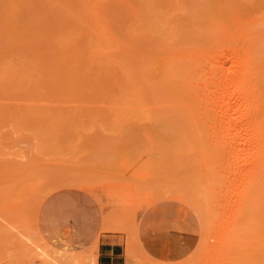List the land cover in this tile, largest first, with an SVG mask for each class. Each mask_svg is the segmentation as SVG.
<instances>
[{
    "label": "rangeland",
    "instance_id": "rangeland-1",
    "mask_svg": "<svg viewBox=\"0 0 264 264\" xmlns=\"http://www.w3.org/2000/svg\"><path fill=\"white\" fill-rule=\"evenodd\" d=\"M100 1H102V5L104 6L105 11L110 12L108 14L109 17L111 18L112 28L116 29V31L115 30L114 31L122 36L126 35L124 33L127 31L126 27L128 26L126 25L128 24H123V23H127V22L130 23L129 22L130 20L128 19L127 15L124 14L126 13V10L123 8L124 10L123 11L122 7L118 4L116 0H100ZM156 1L158 3L160 2L159 4L156 3L157 4L156 7L162 5L161 6L162 9L166 10L169 8V10L162 12L172 11L173 13L174 12L173 8L175 7L172 8V6H176L178 8V12L176 11L177 14L175 15L179 16V18L183 17L182 19H186L185 18L187 17L186 14L189 13V15L191 16V13L195 12L194 10L197 8V6L194 7L195 5L198 4L199 6L200 5L202 6L205 4L207 6L209 2L207 4L206 1H210L209 6L210 5L214 6L213 3L216 2V0L214 2H212L213 0H198V1H204V4H199L197 2L194 3L193 1L188 2V0H181L184 3V4L181 3L183 5L181 6L178 5L177 2L179 0L177 1L156 0ZM43 2L46 4H44ZM93 3L94 0H43V1L42 0H0V70L2 71V73H5L4 70H6V69L3 70L2 67L7 68L12 66L11 69L17 71L18 73L21 70L19 67L26 70L27 67H30L29 68L30 70L33 66L32 69L38 75H40V77L43 76V79L45 76V80H46V76H48V71L45 69L50 68L48 64H50V66L55 67V64L54 65L51 64V62L54 61L48 60L49 55L50 57L51 56L56 57L55 54L57 52L60 53V50L57 49L58 46H56L54 43L51 42L54 40L53 39L54 37H60L63 34L65 36L67 35L69 36L70 34L68 33L66 35V33L69 29H71L72 27L71 24H73V20H72L73 18L70 16L69 18L67 16L68 13L64 12L65 11L64 9L69 8L70 13H78L82 15L83 18L85 17L84 23H87L88 21H86V19L89 20L91 18L89 16H94ZM185 4L188 5L186 8L188 9V12L185 13V15H181L182 11L186 12L185 11L186 9L184 8L182 10L180 9V6L181 8H183ZM152 6H154V4H152ZM152 6H148L147 9H149L150 11L147 10L146 12H150L151 14H153L152 16H156L157 15L156 13H158L159 17L161 16L162 18H164L163 15H160L161 12H156L154 8L152 9ZM212 6H210L209 9L212 12H214ZM153 10L155 15L152 12ZM256 10L258 9L256 8ZM118 11L120 13H117ZM216 11L217 9H215V12ZM114 12L116 14H114ZM212 12H210V14H212ZM55 14L60 16L59 17L55 16ZM168 14L172 15L171 13ZM62 15L64 17L66 16L67 18L62 17ZM152 16L149 15V18ZM156 17H152L151 19L158 21L159 19ZM189 17L187 18L188 20L192 18ZM188 20L186 21L184 20V21L188 22ZM159 21L158 22L160 24L161 22L163 23L164 20L162 21L159 20ZM190 23H192L191 27L194 30V28L197 26V23L194 22L193 20L192 22L189 21L188 24L185 25L190 26ZM60 24L61 26L64 27H59ZM113 25L115 27H113ZM58 28H61V30L63 31H60V29L57 30ZM82 29L84 30V28ZM185 29L189 30V27L187 26ZM65 30L67 31L64 32ZM188 30L186 31L188 32ZM41 32L42 34L44 32L46 33V34L44 33L47 37L46 40H45L46 37H43L45 35L42 36L43 39L41 38V36H38L41 35ZM55 33L57 35H55ZM126 36H130V35H126ZM93 38L99 40L100 36L94 33V35H91L89 37L90 40H84V38H82L81 42L78 45L71 46L72 44H70V46L72 49L80 50L83 56L85 55L88 56V54H91L90 52H88V48L89 50L92 49L91 47L92 45H90L89 43H92L94 45L96 42L94 41L95 39ZM129 38L130 37H128V39ZM178 38L179 37L177 35V39ZM30 39H34L32 40L33 43L32 41L30 42ZM208 39L211 38L207 36L204 39V41L205 42L210 41ZM183 40H185L184 35H182V38L179 41L182 42ZM48 41L50 44L48 43ZM86 41L87 43H85ZM53 44L55 46H53ZM102 47L100 46V48ZM54 52L56 53L54 54ZM58 53L56 55H59ZM114 53H118V52L114 51ZM44 54H46L47 56ZM109 54L113 56V54L111 53ZM52 57L50 59H53ZM36 59H40V60H36ZM24 61H26L27 63L26 62L24 63ZM43 61H45L46 63ZM49 61L51 62L49 63ZM39 63L42 65H40ZM79 65L81 64L79 63ZM79 65L78 67L80 68ZM87 65L89 66V64ZM42 67L43 68L47 67V68L43 69ZM57 68L58 66H56V70H58ZM97 68L98 67L93 68L92 66L89 69L90 73L95 71ZM13 70H10V72L11 71L13 72ZM43 70L46 71L47 75H45V72ZM77 70L78 69H75V72ZM1 71H0V76L2 74ZM75 72L74 70H71L70 72L62 71L59 73L60 74L62 73L61 76L64 75L62 79L66 78L68 80L73 81L71 77L78 76L75 75L77 73ZM79 72L77 74H80ZM27 73H31V72H27ZM51 73L52 70L50 74ZM59 73L57 72L55 74L57 75ZM7 74L5 75L11 77V78L7 77L8 81L5 79L6 77H4L5 76L4 74L3 76L0 77L1 81L4 79L3 83L0 82L1 85L0 95H2L0 97L2 98L0 99V105L1 102L6 104V106H4L6 107V109L4 108L5 110L3 109L2 106L0 107V111L2 114V115L0 114L1 115L0 134L2 133L3 136L2 135L1 136L3 137L4 140V141L3 140L0 141L3 142L1 144L3 145L5 144L4 146H6L4 147L2 145L0 147V156H2L0 158L1 159L0 164L1 166H4L7 164L11 165V163L15 165L17 163V165L20 166V168L17 169H19L20 171L24 169L25 171H23V173L21 172L19 176L16 175L15 177L17 176L18 177L13 182L11 183L5 182V185L12 188L13 191L11 192L10 195L2 196L1 199L4 200V204H9L10 202L21 204V206L24 208V211L22 213H25L26 217L17 218L15 215L14 217L12 216L13 218L11 217V219L7 218L8 214L11 216L13 210L7 211L6 214L5 213L0 214V216L1 215L3 216L4 214L3 218L2 216L0 217V224H1L0 225V264H98V249H99V245L97 246V241L99 244L98 238L88 246L64 248V247L54 246L55 244L51 245V243L47 245L45 243L46 238L44 236L43 238L40 237V235H43L39 230L38 222H37L38 212L42 204L41 202H43L40 199L42 198L45 199L48 196L45 195V193L47 192L51 194L56 191L65 190V189L81 192L84 195H88L93 199V201L96 203L100 211V216L102 219L101 230L104 225L108 224L110 228L107 230L108 231L110 230L109 232H114L119 235L118 238L122 242L124 248L123 251L125 256V264L127 257L126 252L129 247L132 248L134 252L132 256L133 258L131 257V259H133V264H164L165 261H163L162 259H157L156 257L159 256L164 257L166 252L175 253V254L179 253L180 257L183 258L185 257L186 260L194 264H223V262L226 261L229 256H232V254H230L231 241L229 239V232H230V223H232L233 221L235 210L237 208V203L235 201H232V199L234 200L235 198L233 193L234 188L233 186L227 183V181L225 180L226 179L225 176H221L217 182L220 183V187L214 188V185L211 186L208 185L210 184L211 181L205 180V178L201 174L200 177H195L191 175V178H194L193 181L189 177L190 174L188 175L184 171L179 172V170L177 169V165L164 166L162 167V169H157L158 168L157 167L155 169L154 161L157 160L155 154V152L158 151L157 146L170 151L171 157L176 158L177 160L183 159L184 154L180 155L181 151L179 148V141L177 140L175 133L172 132L171 129H169L166 125L157 122L140 124L134 121V117L133 118L130 117V119L132 118L130 121L133 120V122H131L132 124H129L127 126H126L127 120L119 121L123 119L121 118L122 116L124 117L126 115H127L126 118L129 119L128 114H130V111L126 108L121 110L122 106L125 103L119 100L120 99L118 95L119 93L117 94V92L114 90L115 87L113 91H115L116 93L110 91L111 90L109 89L110 87L107 86L108 88H105V91L107 93H103L104 95H100L102 93H100L99 95L94 94L93 92L90 94L94 95L92 96V98L94 99H96L99 96L98 97L100 98L99 101L102 100V98L105 95L107 97L113 96L112 99L114 100L118 99L116 100V102L122 105H117L113 103L115 101L113 102L110 101L111 106L109 105V107L111 108L115 106L116 110L110 108H107L109 110L104 109L108 105V102L105 103V101H109L111 99L104 100V102H98V100H95L96 102L101 104V108H102V109L101 108L97 109L100 106L96 107L97 103L94 102L90 103V101H94V100L86 101L85 100L86 98L76 101L74 100V102L70 101L71 103L70 102L68 103L67 101L65 102L66 105H62L64 104L62 103V101L57 102L52 98L51 99L52 101L54 100L56 103H58V105L59 103L60 105H62V106L59 105L58 108H55L58 105L54 102L48 101L50 98V97L48 98L49 92L51 91V90L49 91V89L51 88L48 87L49 88L48 90L45 89L46 91H48V96H47L48 100L45 97L47 95V92L45 90H42L40 93L42 94L41 97L43 102L42 100L38 101L40 100L41 97H38L40 94L35 96L36 93L34 94L36 99L33 96H31L33 98L32 100L30 99V101L28 102L25 100L27 98H25V96H22V95H26L25 94L26 90H24L26 87L25 81L26 83L28 81L25 80L26 76L24 77L25 81L23 80L24 81L23 83V81L18 82V80H16L21 77L19 76V73L16 75V73L14 74V72L10 74L7 72ZM52 75L54 76V74ZM117 75L119 74H116V76ZM17 76H19V78H17ZM30 76L31 77L34 76L35 79V76L37 75L31 74ZM57 76L59 78V75ZM55 78L57 80L56 81L57 85L61 83L59 84L60 86L58 85V88L60 89L62 88V91L59 90L61 92L62 98H66V96L67 97L74 96V98L81 97L78 96L81 95L80 90H79L80 92H78L70 87L72 86L71 81L69 83L66 79L62 80L61 78H59L60 81H63V83H65L62 84V82L58 81L57 77ZM40 81L41 80H39V82ZM67 82L69 86L66 85ZM35 83L32 82V84H34L33 87L35 86ZM43 83L41 82V85ZM14 84L16 86H14L15 89L12 91V93L15 95L12 96L13 94L9 93L6 89H8V87L9 89L13 88L11 86H13ZM46 86L47 85H45V87ZM40 87L42 88V86ZM91 87L93 88L94 86ZM99 87L102 86H98L96 91H99L98 89L100 90L102 89V92H104L103 88H99ZM55 88H57V86ZM33 89L31 88V90ZM30 94L31 93L28 94L29 97ZM85 96H89V94L84 95L83 97ZM3 97L5 99H3ZM12 97H14V99ZM10 100H12V102ZM65 100H69V99H65ZM25 101L27 102V108H23L26 105ZM42 103L44 104L46 103L45 104L46 106L44 104L42 105ZM51 103L52 105H55V107L54 106L51 107L52 106ZM39 105H41L42 109L44 107V109L43 110L40 109L41 107ZM67 105L69 106L72 105V107H75L76 109L80 105L82 106H80V109L78 108L79 110H76L75 108L74 109L70 107L66 108L65 106ZM104 105L105 107H103ZM117 107H119V110L123 112L121 116L120 113H118L117 114L118 117L115 114L118 112ZM22 108L23 110H26L27 113L26 111H23ZM6 110H8L9 112L7 113L11 115H7ZM23 112H25L26 114H24ZM63 112L66 113L63 114ZM79 112H81L80 115ZM101 112H103L104 114H102ZM33 114H35V117ZM77 115H79L80 117H77ZM38 117L41 119L38 120L39 119ZM76 118L77 121L75 120ZM98 118H102V119H98ZM86 119H90L88 120L89 122L86 121ZM50 123L54 125L52 126L50 125ZM92 124L94 126H92ZM95 127H97L98 129ZM95 129H97V131ZM99 129L101 131H99ZM54 136L60 139L56 140ZM61 136H64V138ZM97 138H100L101 141L100 139ZM16 141H21V142H19V144H16L17 143ZM52 141L54 142L52 143ZM109 141L111 142L108 143ZM103 142L107 144H104ZM112 142L115 144V146L113 145ZM15 144L18 145L16 149L20 151L19 155L16 157L14 151H16L17 153V150L13 149L14 150L13 153H9L8 156H10L11 158H13L12 156H15L16 159L15 158L6 159L8 156L5 157V155L1 154V152L2 153L6 152L5 154L7 155L8 151L12 150L13 145H14L13 148H15ZM31 145H33V147ZM199 145L201 146L200 143ZM8 147H10L11 149L8 150L7 149ZM4 149L5 150L7 149L8 151L6 150L5 152H3L2 150ZM43 149L44 151L41 152L40 150ZM199 149H201V147L198 146V150ZM27 150H29V152ZM192 151H194L192 148H190L189 152L186 151L187 154L185 158L187 157L188 159L194 158L195 155L192 154ZM200 151L201 150H199L197 154L199 156L202 155V152ZM190 155L191 157H189ZM2 161L4 162L3 164ZM44 163H46L47 165H43ZM37 164H39V168L38 167L36 169L31 168L32 165L35 166ZM197 166L199 168L202 167L200 163ZM17 169L16 171H18ZM196 170L199 171L200 169H196ZM39 171H45L47 173L50 172L52 176H48V175L44 176ZM12 172L15 173L14 170ZM13 177H10L9 179H12ZM9 179L5 177V180L8 181ZM186 182L187 183L192 182V183L186 184ZM193 182H195V184H193ZM197 182L199 184H197ZM196 185L201 187V189L203 188L205 192L207 191L205 194L207 196V199L205 195H204V199H200L204 202V204L207 206V208L210 211L209 215L211 216H209L210 218L208 219V221L206 220V222L199 220L200 217L204 218L205 211L199 208L198 193L194 192V190L196 189L195 187ZM191 187H194V190H192ZM26 188L28 189V192L34 194L35 198L40 200L36 205L32 203V201L29 200L26 201V199L23 198L25 192L27 193V191H25ZM189 189L192 192H190ZM149 192L153 193V197L151 196L149 197L148 195ZM139 213H141V216L138 219ZM200 215H202L203 217ZM197 216H199V218ZM80 220L79 222H84L86 220V215H84L83 212L82 215H80ZM6 221L9 223L7 224ZM115 229L116 230L119 229V230L115 231ZM128 241L130 243H128ZM62 251L64 253H61Z\"/></svg>",
    "mask_w": 264,
    "mask_h": 264
},
{
    "label": "bare ground",
    "instance_id": "bare-ground-1",
    "mask_svg": "<svg viewBox=\"0 0 264 264\" xmlns=\"http://www.w3.org/2000/svg\"><path fill=\"white\" fill-rule=\"evenodd\" d=\"M116 1L122 7V10L123 8L126 10V13L124 14L127 15L128 19L130 20L129 21L130 23L128 22L123 23V24H128L126 25L128 26L126 27L127 31L126 32L124 31L125 32L124 34L130 36H126V35L122 36L119 33L115 32L116 29L112 28L111 18L109 17L108 14L110 12L105 11L104 6L102 5V1L100 0H94L93 3L94 16H89L91 18L89 20L86 19V21H88L87 23H84L85 17L83 18L82 15L78 13H70L69 8L64 9L65 10L64 12L68 13L67 16L73 18L72 19L73 24H71L72 25L71 29H69L68 31L67 30L64 31V32L67 31L66 35L69 33L70 34L69 36L68 35L65 36L64 34L63 35L61 34L62 36L58 35L60 37H54L53 38L54 40L52 39L53 41L52 42L50 41L51 43H54L56 46H58L57 49L60 50V53L57 52L59 55H56L57 53L54 52V54L56 53L55 54L56 57L51 56L53 59H50L51 57L49 55L48 58V60L54 61V62L49 61V63L51 62V64L53 65L55 64V67L50 66V64H48L50 67L48 69H45L48 66L45 68L42 67L43 69L48 71V76H46V80H45V76L43 79V76L40 77V75H38L32 69L33 66L30 70H29L30 67H27V70L19 67L21 70L18 73L19 76L21 77L19 78V76H17V78L19 79L15 78L16 80H18V82L23 81L25 76L29 78L31 74L37 75L35 76V79L34 76L32 77L30 76L29 78L30 80L25 77V80H28L27 83L24 80L26 86L24 90H26L25 91L26 95H22V96H25V98H27L25 100L29 102L30 99L32 100L33 97L35 98L36 95L40 94L38 97H41L42 94L40 92L42 90L45 89L48 90L49 88H51L49 89V91L51 90L50 91L51 93L49 92V96H48V91L45 90L47 92V95L45 96L46 99L47 96L48 98L50 97L49 100L47 99L49 102L56 103L54 100H56L57 102L62 101V103H64L62 105H66L65 102L67 101L69 103L70 101L74 102V100L76 101L86 98L85 99L86 101L94 100V101H90V103L91 102L97 103L96 107L100 106L99 108H97L100 109L101 104L98 102H104V100L111 99L109 101H105V103L108 102V105L106 107L105 105L103 106L105 107L104 108L105 110H109L107 108L115 109V106L113 108L109 107L110 101L112 102L115 101L113 103L117 105H122V104L116 102V100L118 99L116 100L112 99L113 96L107 97L105 95L103 97L104 99L102 98V100L99 101L100 99L98 98L99 96L97 97L98 99L97 98L94 99L92 98V96L94 95H91L90 93L93 92L94 94H98V95L102 93L100 95H104L103 93H107L105 91V88L110 87L109 88L111 89L110 91H113L115 87L114 90L117 92V94L119 93L118 94L120 97L119 100L125 103L122 106L121 110L126 108L130 111V114H128L129 119L126 118L127 116L126 115L124 117L122 116L121 118L123 119L119 121L127 120L126 121L127 122L126 126H127L129 124H132L131 122H133V120L132 121L130 120L134 117V121L140 124L141 123L145 124L150 122L162 123L166 125L169 129H171L172 132L175 133L176 138L179 141L180 151L183 152V153L180 152V155L184 154L183 159L177 160L176 158L170 156V151L157 146L158 151L155 152L157 160L154 161L155 169L157 167H158L157 169H162V167L164 166L177 165V169L179 170V172L184 171L188 175L190 174L189 176L190 178L191 175L195 177H200L202 175L205 178V180L212 182V183L210 182V184L208 185L210 186L214 185V188L220 187V183L217 182L221 176H225L226 178L225 180L227 181V183L233 186L234 188L233 193L235 198L234 200L232 199V201H235L237 203V208L235 210L233 221L232 223H230V232H229V239L231 241L230 254H232V256H229L227 260L223 262V264H264V0H216L215 2L216 5L215 3H213V5L216 7L210 5L213 7L212 9H214V12H212L209 9L210 1H206L207 4L209 2V4L206 6L204 4V1L188 0V2L193 1L194 3L197 2L199 4H204L206 8L204 7V5H202L203 7L201 5L199 6L198 4L195 5L194 7L197 6L195 10L193 9L195 12L191 13V16L189 15V13L186 14L187 16L185 17L186 19H182L183 17L179 18V16L175 15L178 12V8L176 6H172V8L175 7L173 8L174 14L172 13V11L162 12L169 10V8L166 10L162 9L161 7L162 5L158 6L160 8L156 7L157 6L156 3H158L156 0H116ZM214 1L215 0H213L212 2ZM177 2L178 5L183 6L181 4L183 3V1L179 0ZM152 4H154V6H152ZM148 6H152V9L154 8L156 12H161L160 15H163L164 18H162L161 16L159 17L158 13H156L157 14L156 17V16H152L153 14H151L150 12H146L147 10H149L147 9ZM181 6L180 9L183 10L184 8L186 9L188 5L185 4L186 7L184 6L183 8H181ZM256 8L258 10H256ZM215 9H217L216 12ZM154 10L152 11L153 13ZM185 11L186 12L182 11L181 15H185V13L188 12V9H186ZM210 12H212V14H210ZM117 13L120 12L118 11ZM168 13H171L172 15ZM114 14L116 13L114 12ZM149 15L152 17H156L161 21L162 20L164 21L163 23L161 22L159 24L160 22L159 20L158 22L157 20L151 19L152 17L149 18ZM55 16L59 17L60 15L55 14ZM189 16L192 18H190ZM62 17L64 16L62 15ZM188 17L192 20L190 19L188 20L187 19ZM184 20L185 21L188 20V22L189 21L192 22L194 20V22L197 23V26L193 30V28L191 27L192 23H190V26L185 25L188 24V22H185ZM185 26L186 27L188 26L189 30L185 29L186 28ZM59 27H64V26H61L60 24ZM113 27L115 26L113 25ZM82 28H84V30ZM59 29L60 31H63L61 30V28H58L57 30ZM186 30H188V32ZM44 33L42 34L41 32V35L38 36H41L42 38V36L46 34ZM94 33L100 36V38L99 40L93 38L95 39L94 41H96L94 45L92 43H89L90 45H92L91 46L92 49L89 50L88 48V52L91 53L88 54V56L87 55L83 56L80 50L71 48V46L78 45L81 42L82 38H84V40H90L89 37L91 35H94ZM55 35L57 34L55 33ZM177 35L179 37L178 39H177ZM182 35H184L185 40L181 42L179 40H181ZM207 36H209V38L211 39H208L210 41L205 42L204 39ZM43 37H46V35ZM128 37L130 38L128 39ZM46 39L47 37L45 38V40ZM32 40L34 39H30V42ZM85 43H87V41ZM54 44L53 46H55ZM70 44L72 45L70 46ZM100 46L101 47L104 46V47L100 48ZM114 51L118 53H114ZM109 53L113 54V56H111ZM36 60H40V59H36ZM25 62L26 61H24V63ZM79 63L81 65H79ZM83 64H85L86 66ZM87 64H89V66ZM78 65L82 69H80ZM56 66H58L57 68L58 70H56ZM92 66L93 68L94 67H98V68L90 73L89 69ZM11 67H7V68L2 67L3 70L4 69L6 70H4L5 73H2V71L0 70L2 73L1 76H3V74L4 75L7 74V72L9 74L14 72V74L16 73L17 75L18 74L17 71H14L13 69H11ZM75 69H78L76 72L78 73L80 71L79 72L80 74H77L75 72ZM10 70H13V72L12 71L10 72ZM51 70L52 73L50 74ZM60 70H62L63 72L64 71L70 72L71 70H74V72L76 73L75 75H78L77 77H71L73 81L68 80L66 78L65 79L69 83L71 81L72 86L70 87L72 89L78 92L81 91L80 92L81 95H78L81 96L80 98H74V96H69L72 98H69L67 96L66 98H62L60 92L62 91V88L61 89L58 88V85L61 83L57 85L56 83L57 80L55 78V77L58 78L57 75H59V78L61 79L64 76V75L61 76L62 73L60 74L59 72L62 71ZM27 72H31V73H27ZM44 72L45 75H47L46 71ZM57 72L59 74L56 75L55 73ZM52 74H54V76ZM116 74L119 75L116 76ZM7 75L4 76L6 77L5 78L6 80L7 77L11 78L10 76ZM59 78L58 81H60ZM3 80L2 81L0 80V82L3 83ZM39 80L41 81L39 82ZM31 81L34 83L37 82L35 83L34 87H33L34 84H32ZM43 81L46 84H44ZM41 82L43 83L42 85ZM54 82L56 85L54 84ZM60 82H62V84H65L63 83V81ZM68 82L66 85H68ZM45 85L47 86L45 87ZM14 86L16 85L14 84L13 86H11L13 88L9 89L8 87L9 90L8 89L6 90L9 93H12V91L15 89ZM40 86H42V88ZM56 86L57 88H55ZM91 86L94 87L92 88ZM98 86H102L99 88H103L104 92H102V89L101 90L98 89L99 91H96ZM31 88L32 89L35 88V89L31 90ZM115 91L113 92L116 93ZM29 93H31L30 97L28 95ZM88 94L89 96L83 97L84 95H88ZM14 95L15 94H13L12 96ZM1 96L2 95H0V97ZM4 97L3 99H5ZM12 98L14 99V97ZM52 98L54 99L53 101L51 100ZM65 99H69V100H65ZM41 100L42 97L38 101ZM95 100H98V102H96ZM10 101L12 102V100ZM43 104L44 103H42V105ZM56 104L58 105V103ZM59 105L56 107L55 105H52L51 107L54 106L55 108H58ZM1 106L3 107V109L4 108L6 109V107H4L6 106V104L1 102L0 107ZM39 106L41 107V105ZM67 106L65 107L66 108L70 107L72 109L75 108L72 107V105L71 106L67 105ZM80 106L77 107V109L76 108L75 109L79 110ZM119 107H117L118 112L115 114L117 115L118 113H120L121 116L123 112L119 110ZM23 108H27V102L25 107ZM40 109H42V107ZM7 112L9 111L6 110V113ZM23 113L26 114L27 111L26 113L25 112ZM65 113L63 112V114ZM101 113L104 114L103 112ZM35 114H33L34 117ZM80 114L81 112H79V115ZM7 115H11V114L7 113ZM79 115H77V117H80ZM130 117L132 118L130 119ZM40 119L41 118H39L38 120ZM98 119H102V118H98ZM75 120L77 121V118ZM88 120L90 119H86V121ZM50 125L53 126L54 124L50 123ZM92 126L94 125L92 124ZM97 129L95 130L97 131ZM99 131L101 130L99 129ZM1 135L2 133L0 134V140H3L2 137L3 135L2 136ZM61 137L64 138V136ZM55 139L57 140L58 138L55 137ZM16 142H17L16 144H19V142L21 141H16ZM53 142L54 141H52V143ZM110 142L111 141H109L108 143ZM1 143L3 142L0 141V144ZM199 143L201 144V146L199 145ZM16 144H15V148H13L14 145L12 146L11 151H8L9 149H11L10 147L7 148L8 150L6 149L8 151L7 155L5 154L6 153L5 149L2 150L5 153L1 152V154H4L5 157H7L8 154L13 153L14 151L13 149H15L17 150V153L16 151H14V153L15 156L17 157L20 151L16 149V147L18 146ZM2 145L3 144H1L0 147ZM113 145L115 146L114 143ZM31 146L33 147V145ZM198 146L201 147V149H199L201 150L200 152H202L201 156L197 155L199 151ZM189 147L194 150L192 151V154L195 156L192 159H188V157L185 158L187 154L186 151L189 152L190 150ZM27 151L29 152V150ZM40 151L42 152L44 151V149ZM15 156H12L13 158L8 156L6 159L9 158L16 159ZM1 157L2 156H0V158ZM189 157H191V155ZM3 161L2 164L4 163ZM199 163L202 166L201 168L197 166L199 165ZM7 165L1 166L0 164V214L1 213L6 214L7 211L13 210L11 216L8 214L7 218L11 219V217L12 216L14 217L15 215L17 218L26 217L25 213H22L24 211V208L21 206V204L11 203V202L9 204H4V200L1 199L2 196L10 195L11 192L13 191L12 188L5 185V182L6 183L13 182L19 176V174H21V172L23 173V171H25L24 169L21 171L17 169L20 168V166L17 165V163L15 165L11 163L12 166L11 165L7 166ZM43 165H47V164L44 163ZM37 167L39 168V164L35 166L34 165L31 166L32 169H36ZM16 169L18 171H16ZM196 169H200V170L197 171ZM13 170L14 172L15 171L16 172L13 173L12 172ZM39 172H41L44 176L46 175L52 176L50 172L49 173L45 171H39ZM16 175L18 176L15 177ZM5 177L7 179H9L10 177L13 178L9 179L8 182L7 180H5ZM191 179L193 180L194 178ZM190 183L186 182V184H190ZM193 184H195V182H193ZM197 184L199 183L197 182ZM195 187L197 190L196 189L194 190V187L191 188L192 190H194V192L198 193L199 208L205 211L204 218L200 217L199 220L206 222V220L208 221V219L210 218L209 216H211L209 215L210 211L207 208V206L204 204V202L200 199H204V195L206 194L207 191L205 192V190L203 188L201 189V187H199L198 185H196ZM25 191H27V193L25 192L23 198L26 199V201L27 200L32 201V203L36 205L40 200L41 201L44 200V198L40 200L35 198V195L28 192L27 188L25 189ZM189 191L192 192L190 189ZM49 194H50L49 192L45 193L46 196ZM148 195L149 197L150 196L153 197L152 192H149ZM3 217L4 214L2 218ZM197 217L199 218V216ZM8 223L9 222H7V224ZM109 228L110 226L106 224L102 227L101 231L104 232ZM118 230L115 229V231ZM40 237L43 238V235H40ZM45 243L47 245L50 244L47 240H45ZM128 243L130 242L128 241ZM98 245L99 244L97 241V246ZM61 253L64 252L62 251ZM133 253H134L133 249L129 247L126 252L127 254L126 264H133V259H131ZM179 255H180L179 253L175 254V253L166 252L164 257L168 259V261H165L164 264H194L186 260L185 257L183 258L180 257Z\"/></svg>",
    "mask_w": 264,
    "mask_h": 264
},
{
    "label": "crops",
    "instance_id": "crops-1",
    "mask_svg": "<svg viewBox=\"0 0 264 264\" xmlns=\"http://www.w3.org/2000/svg\"><path fill=\"white\" fill-rule=\"evenodd\" d=\"M82 212L86 220L79 222ZM140 216L141 213L138 219ZM37 222L43 236L54 246L84 247L99 237L98 264H125L119 235L101 231L100 211L88 195L68 189L49 194L40 206ZM156 258L168 261L164 257Z\"/></svg>",
    "mask_w": 264,
    "mask_h": 264
}]
</instances>
